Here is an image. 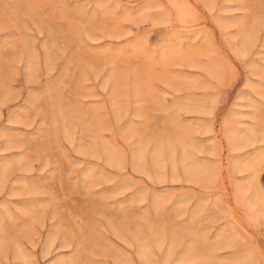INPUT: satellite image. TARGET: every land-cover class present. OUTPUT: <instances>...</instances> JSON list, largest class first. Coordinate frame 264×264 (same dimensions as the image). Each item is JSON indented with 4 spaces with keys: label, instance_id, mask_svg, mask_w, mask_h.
Masks as SVG:
<instances>
[{
    "label": "rangeland",
    "instance_id": "rangeland-1",
    "mask_svg": "<svg viewBox=\"0 0 264 264\" xmlns=\"http://www.w3.org/2000/svg\"><path fill=\"white\" fill-rule=\"evenodd\" d=\"M0 264H264V0H0Z\"/></svg>",
    "mask_w": 264,
    "mask_h": 264
}]
</instances>
